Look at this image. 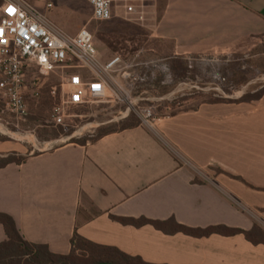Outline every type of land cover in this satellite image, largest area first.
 <instances>
[{"label":"crops","instance_id":"crops-1","mask_svg":"<svg viewBox=\"0 0 264 264\" xmlns=\"http://www.w3.org/2000/svg\"><path fill=\"white\" fill-rule=\"evenodd\" d=\"M153 35L171 40L176 57L226 49L264 35V0H167ZM205 110L173 116L155 129L139 124L38 149L0 167V212L15 219L26 240L58 254L70 253L77 233L154 264H264V243L243 234H167L116 219L264 229V136L250 137L244 155L245 137L233 131L231 155L221 153L217 162L205 155L206 146L228 149L229 136L214 129ZM2 144L0 155L9 153ZM6 239L0 224V242Z\"/></svg>","mask_w":264,"mask_h":264},{"label":"rangeland","instance_id":"rangeland-1","mask_svg":"<svg viewBox=\"0 0 264 264\" xmlns=\"http://www.w3.org/2000/svg\"><path fill=\"white\" fill-rule=\"evenodd\" d=\"M27 1L42 9L51 2L52 7L45 12L54 26L69 35L87 27L94 35L101 63L120 56L122 64L107 75L110 87L106 97L67 106L62 123L55 120V108L67 96L66 78L73 72L87 78L91 71L76 62L47 73L36 66L29 69L24 114L11 111L0 94V143L9 149L0 155V164L38 149L84 143L131 123L155 129L173 116L204 107L214 129L224 130L227 136L242 131L244 155L248 154L250 137L264 136V35L182 58L174 56L171 40L153 35L167 0H113V16L105 21L94 19L88 0ZM141 71L148 74L143 81L123 74ZM257 105H262L261 109ZM145 110H150L151 116H146ZM227 139L228 149L208 144L205 155L217 162L221 153L231 155L230 136ZM243 167L246 169V162Z\"/></svg>","mask_w":264,"mask_h":264},{"label":"built area","instance_id":"built-area-1","mask_svg":"<svg viewBox=\"0 0 264 264\" xmlns=\"http://www.w3.org/2000/svg\"><path fill=\"white\" fill-rule=\"evenodd\" d=\"M88 2L94 19L105 21L112 18L113 0ZM51 7V2L42 9L27 0H0V94L6 98L11 111L22 115L27 110L25 91L29 69L36 66L47 73L57 66L76 62L89 69L92 75L86 78L73 72L66 78L67 96L55 108V120L62 123L67 106L107 96L110 87L107 75L119 69L122 59L116 56L106 64L101 63L92 32L83 27L75 35H69L58 29L45 12ZM129 10H133V6H129ZM143 64L147 65H137ZM123 74L133 81L148 77L142 71ZM169 78L170 75L166 80ZM145 112L146 116H151L150 110Z\"/></svg>","mask_w":264,"mask_h":264},{"label":"trees","instance_id":"trees-1","mask_svg":"<svg viewBox=\"0 0 264 264\" xmlns=\"http://www.w3.org/2000/svg\"><path fill=\"white\" fill-rule=\"evenodd\" d=\"M138 125L139 123L127 124L120 129L103 132L96 138ZM25 158H8L0 164V167L12 162L21 163ZM116 219L123 224L137 227L150 224L167 234L182 232L195 237L210 236L212 234H243L254 244L264 243V229L259 225H254L250 230H244L223 224L204 228L190 227L179 223L175 218L155 220L147 217H116ZM0 224L3 225L7 235V239L0 242V264H154L144 260L139 255H131L117 247L92 242L77 233L71 240L70 253H54L46 244L26 240L19 231L15 219L10 214L0 212Z\"/></svg>","mask_w":264,"mask_h":264},{"label":"snow or ice","instance_id":"snow-or-ice-1","mask_svg":"<svg viewBox=\"0 0 264 264\" xmlns=\"http://www.w3.org/2000/svg\"><path fill=\"white\" fill-rule=\"evenodd\" d=\"M11 11V10H10Z\"/></svg>","mask_w":264,"mask_h":264}]
</instances>
